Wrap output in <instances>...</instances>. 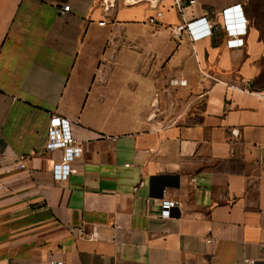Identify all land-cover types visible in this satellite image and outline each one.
Returning <instances> with one entry per match:
<instances>
[{
    "label": "crops",
    "instance_id": "1",
    "mask_svg": "<svg viewBox=\"0 0 264 264\" xmlns=\"http://www.w3.org/2000/svg\"><path fill=\"white\" fill-rule=\"evenodd\" d=\"M248 2L166 0L152 24L149 1L0 0V264H264V38ZM203 17L212 35H174ZM54 114L83 148L64 178Z\"/></svg>",
    "mask_w": 264,
    "mask_h": 264
},
{
    "label": "built area",
    "instance_id": "2",
    "mask_svg": "<svg viewBox=\"0 0 264 264\" xmlns=\"http://www.w3.org/2000/svg\"><path fill=\"white\" fill-rule=\"evenodd\" d=\"M149 1L154 4L156 8V14L149 18V22L152 24L159 23V18L163 15L161 7H164L166 0H133L132 3H140ZM197 0H173L171 8L183 10L187 5H193ZM109 4H112L110 1ZM114 4V3H113ZM109 5L105 6L108 9ZM238 7V6H237ZM226 9L223 13L228 15L237 12L238 8ZM240 9V8H239ZM63 12L70 11V6L67 5L63 8ZM242 13V12H241ZM101 24H105L102 22ZM217 28L210 18L203 17L202 19L195 20L193 22H184L173 28V33L176 37L182 36L184 32H187L193 40H197L203 37H207L213 34V31ZM230 38L228 40V46L231 48H239L244 45V36L247 34V27L238 23L231 26L228 29ZM173 84L186 85V80H172ZM48 151L61 150L63 155L61 160L55 165V174L58 178H64L70 175L74 169L71 163L75 161L83 152L82 144L77 141L73 134L71 121L61 115L54 114L49 120L48 129V142L46 145ZM26 164L22 161L16 162L14 167L8 168L7 172L13 169H24ZM178 204L174 200H164L162 202V216L169 218L172 215V209ZM248 263L252 261L248 260ZM51 264H65L61 259H51ZM253 263V262H252Z\"/></svg>",
    "mask_w": 264,
    "mask_h": 264
},
{
    "label": "rangeland",
    "instance_id": "3",
    "mask_svg": "<svg viewBox=\"0 0 264 264\" xmlns=\"http://www.w3.org/2000/svg\"><path fill=\"white\" fill-rule=\"evenodd\" d=\"M102 2L110 3V1H114L115 5L123 4H131L133 0H101ZM251 14H252V24L259 31L261 38H264V0H254L251 4Z\"/></svg>",
    "mask_w": 264,
    "mask_h": 264
},
{
    "label": "trees",
    "instance_id": "4",
    "mask_svg": "<svg viewBox=\"0 0 264 264\" xmlns=\"http://www.w3.org/2000/svg\"><path fill=\"white\" fill-rule=\"evenodd\" d=\"M254 0H249L248 4H247V13L249 15L250 21H252V14H251V4ZM252 23V22H251ZM262 82L264 83V79L262 80Z\"/></svg>",
    "mask_w": 264,
    "mask_h": 264
}]
</instances>
